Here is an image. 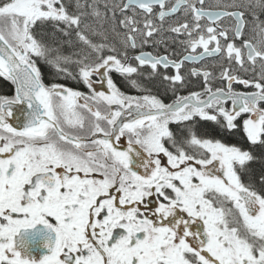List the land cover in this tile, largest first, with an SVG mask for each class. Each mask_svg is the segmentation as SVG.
<instances>
[{
	"label": "snow or ice",
	"instance_id": "obj_1",
	"mask_svg": "<svg viewBox=\"0 0 264 264\" xmlns=\"http://www.w3.org/2000/svg\"><path fill=\"white\" fill-rule=\"evenodd\" d=\"M0 78V264H264V0H0Z\"/></svg>",
	"mask_w": 264,
	"mask_h": 264
},
{
	"label": "flooded vegetation",
	"instance_id": "obj_2",
	"mask_svg": "<svg viewBox=\"0 0 264 264\" xmlns=\"http://www.w3.org/2000/svg\"><path fill=\"white\" fill-rule=\"evenodd\" d=\"M210 2H213V0H210ZM146 50H147V51H153V49H152L151 47H148ZM0 79L2 80V78H0ZM2 81H3V80H2ZM4 82H5V81H4ZM5 83L9 86V89H8L7 92H5V93H0V94H8V95L13 94L14 86L11 85L10 82H5ZM198 86H199V85L196 84V83L193 84V87H194V88H197ZM235 87H236L238 90H248V89H244L243 86H240V85H236ZM81 90L86 91V89H84L83 86H81ZM127 90L130 91L132 94H136L134 89H127ZM153 90L155 91V89H153ZM161 91H162V89H161ZM170 95H171V94H169V97H170Z\"/></svg>",
	"mask_w": 264,
	"mask_h": 264
},
{
	"label": "trees",
	"instance_id": "obj_3",
	"mask_svg": "<svg viewBox=\"0 0 264 264\" xmlns=\"http://www.w3.org/2000/svg\"><path fill=\"white\" fill-rule=\"evenodd\" d=\"M0 84H3V86L0 87V93L7 92L9 89V86L4 81H2L1 79H0Z\"/></svg>",
	"mask_w": 264,
	"mask_h": 264
}]
</instances>
